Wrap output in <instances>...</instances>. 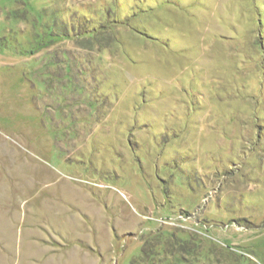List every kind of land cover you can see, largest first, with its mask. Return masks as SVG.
Instances as JSON below:
<instances>
[{"label": "rangeland", "instance_id": "rangeland-1", "mask_svg": "<svg viewBox=\"0 0 264 264\" xmlns=\"http://www.w3.org/2000/svg\"><path fill=\"white\" fill-rule=\"evenodd\" d=\"M162 230L264 264V0H0V264Z\"/></svg>", "mask_w": 264, "mask_h": 264}, {"label": "trees", "instance_id": "trees-1", "mask_svg": "<svg viewBox=\"0 0 264 264\" xmlns=\"http://www.w3.org/2000/svg\"><path fill=\"white\" fill-rule=\"evenodd\" d=\"M259 34L262 36L261 32ZM199 245L192 233L177 235L162 230L154 240H145L141 245L140 257L143 258L140 264H198L199 259L211 260L206 250H199Z\"/></svg>", "mask_w": 264, "mask_h": 264}]
</instances>
